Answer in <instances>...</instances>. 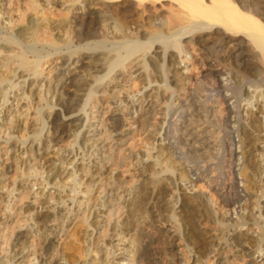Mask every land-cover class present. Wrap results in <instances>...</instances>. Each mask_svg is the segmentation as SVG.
I'll list each match as a JSON object with an SVG mask.
<instances>
[{"label": "bare ground", "instance_id": "6f19581e", "mask_svg": "<svg viewBox=\"0 0 264 264\" xmlns=\"http://www.w3.org/2000/svg\"><path fill=\"white\" fill-rule=\"evenodd\" d=\"M50 8L61 29L26 18ZM0 26V264H68L56 242L75 217L81 264H157L150 238L125 244L150 219L167 222L163 264H264V0H0ZM157 106L145 151L126 148L124 110ZM204 135L219 152H199Z\"/></svg>", "mask_w": 264, "mask_h": 264}, {"label": "rangeland", "instance_id": "374dc122", "mask_svg": "<svg viewBox=\"0 0 264 264\" xmlns=\"http://www.w3.org/2000/svg\"><path fill=\"white\" fill-rule=\"evenodd\" d=\"M14 1L15 0H12V3H14ZM23 4H25V3H23ZM14 6H16V4H14ZM49 11L52 13H49ZM49 11H47V14H46V12L45 13L42 12V14H44L47 17V20L49 21L47 23H44L43 17L41 16L42 15L41 13L37 14V16H36V14L33 11L28 13V15H26V18L27 19H34V20L36 19L37 21L41 22L46 29L56 28L57 26H58V28L61 29L64 26L62 24L66 21L65 15H67V14L65 13L64 10L54 11L53 8H50ZM15 27H17V26H15ZM9 33H10V30L5 31V29L1 28V26H0V36L1 35L6 36ZM191 62L192 61L189 60L187 64L192 65ZM56 74H58V73H56ZM142 83L143 82H142L141 78L137 77L135 79H130V81H128V87H129V89H134V86L139 87ZM227 88H228V92L233 91V88H230V87H227ZM132 105H134L135 107H138V108L143 106V104L140 101V98H138V97H136L132 100ZM160 113H162V108L160 109L159 106L153 107L144 116L143 115L138 116V118H136L134 120L131 118V116L129 114H127V109L124 110V114L126 115L125 116V122L127 123L126 127H131L135 130L134 133L132 134V136L129 138L128 142H130V144L129 143L126 144V145H129L130 147L126 146V148H129L133 151L139 150V149L145 151V147L147 146V142L145 141L146 137L144 135L143 130L147 127V125L149 127V125L155 124L159 119ZM30 121H31V119H23V121H22L23 124L27 126V127L26 126L25 127L28 131L31 129V128H29ZM17 132H18L17 134L19 136H23L25 134L24 131H22V130L21 131L18 130ZM206 136L207 135H204V137H206ZM201 140L204 143V147L199 149V152L202 151V152H207L206 154H210L211 152L213 153V151H214V153H216L218 151L217 146L214 147V144L218 142V139H216L214 137L208 138V136H207L206 138L201 139ZM208 146L210 147V149H208ZM216 149H217V151H216ZM215 156H217V155H215ZM5 158H6V155L4 154V151L2 150L0 152V160L5 159ZM112 167H115V165H112ZM212 168L216 171L215 166H212ZM253 170L255 171V168L252 169V171ZM114 172L116 173L117 178L119 180H121L122 182H124L125 185L128 183L127 185H131V186L134 185L135 186L136 182L138 181V182H140V184H142L143 187H147V186H149V184L150 185L152 184L151 178H149V177L151 176V173L154 172V169L148 168V169L142 170L141 168H132L131 166H118V167H116V171H114ZM207 178L204 180V182L198 181L196 183L197 185L195 184V186L193 188L195 190L194 194L195 195L197 194L198 198H201V200L203 198L205 199L206 193L209 192V187H207V183H206ZM258 187H260V188L264 187V175L261 176ZM201 190H203V191L201 192ZM147 200H148V198H145L144 201L140 202L139 205L135 208L141 207L140 209H142L145 206H148V205L152 206L154 204V201H148L149 202L148 203V202H146ZM175 214H176V211H175ZM48 216L49 215H47V217ZM47 217L43 216L42 218H47ZM10 218L11 219L14 218L13 219L14 221H12L13 223L11 222L9 227L12 224L14 225V222L17 220L18 215L13 214L12 216H10ZM78 219H80V218L75 217L72 221H70L65 226V232L61 235V237L56 242L57 253H59V255H61L66 260V262L68 264H81L80 261L83 258V252H84V247H85V244L83 241V239H84V226L80 222V220H78ZM156 221L153 219H150V220H146L145 222H143L142 223L143 225L141 227V230L138 232V235L134 234V235L128 237L125 241V244L131 245V241H134V243H133L134 245H132L131 253L129 252V254H134L136 256L137 253H139L141 251L142 242H140V240L142 238H145V239L150 238V240L154 241L153 243H155L154 244V246H155L154 250H155V253L157 254L156 259L159 261L158 262L156 260V262H157V264H163L162 262H164L166 255H167L164 252V249H165V243H166L168 238L166 237V233L162 232V229L167 224V222L166 221L164 222L163 219L156 220ZM172 224H173V228H175L177 225V224H175V222H172ZM201 226L204 230L210 231V232L213 231L214 228L216 227L215 222L212 220V218H209V219L202 221ZM14 228H17V227L14 226ZM245 229L250 230V232H253V233H256V230H257V228L255 229V227L251 226V225L246 226ZM179 247H180L179 249L181 251L183 248V245L180 244ZM183 251L184 250H182V252ZM152 260L153 259H151L149 256H147L146 253H142L141 256L138 258L137 264H156ZM236 263L242 264V262L240 260H236Z\"/></svg>", "mask_w": 264, "mask_h": 264}]
</instances>
